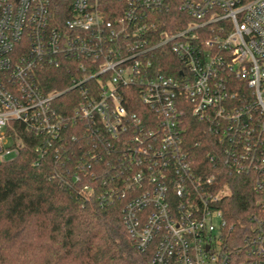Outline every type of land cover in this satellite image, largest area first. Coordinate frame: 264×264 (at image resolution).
<instances>
[{"label": "built area", "instance_id": "2783aa9c", "mask_svg": "<svg viewBox=\"0 0 264 264\" xmlns=\"http://www.w3.org/2000/svg\"><path fill=\"white\" fill-rule=\"evenodd\" d=\"M121 2L109 15L101 0H0V162L20 152L12 122L54 139L82 122L109 156L100 204L123 197L124 225L152 264H264V0H182L188 23L172 33L159 29L168 0ZM165 47L176 76L154 64ZM68 60L81 76L44 92L38 71ZM60 95L75 102L72 115L57 112ZM135 98L146 110L129 108ZM188 114L214 137L212 168L194 165ZM221 162L254 174L258 195L236 249L218 207L228 192L210 170Z\"/></svg>", "mask_w": 264, "mask_h": 264}, {"label": "trees", "instance_id": "16d2710c", "mask_svg": "<svg viewBox=\"0 0 264 264\" xmlns=\"http://www.w3.org/2000/svg\"><path fill=\"white\" fill-rule=\"evenodd\" d=\"M168 1L169 10L161 15L159 29L172 33L185 27L188 19L179 21L183 16L179 9L182 0ZM101 4L107 14L113 15L123 3L101 0ZM77 62L68 60L40 69L37 77L44 92L69 87L74 77L81 76ZM178 62L166 47L154 58L155 66L166 67L173 76ZM54 105L64 116L72 115L75 108L67 95H60ZM129 108L146 110L138 98ZM186 120V140L194 165L212 168L207 153L214 137L198 118L188 114ZM12 126L22 138V145L15 158L0 162V264H152L153 252L140 251L124 225L123 197L110 205L100 204L98 196L106 189L103 174L109 176L100 169L109 156L85 124L62 127L56 139L37 136L17 122ZM95 153L102 154L101 162L93 158ZM88 164L94 176L85 173ZM218 167L219 174L210 169L217 175V188L228 192L218 207L233 226L227 232V242L236 249L243 242L244 227L258 199L254 174H229L222 162ZM86 183L93 187L90 193L81 190Z\"/></svg>", "mask_w": 264, "mask_h": 264}, {"label": "rangeland", "instance_id": "374dc122", "mask_svg": "<svg viewBox=\"0 0 264 264\" xmlns=\"http://www.w3.org/2000/svg\"><path fill=\"white\" fill-rule=\"evenodd\" d=\"M216 222V221H215Z\"/></svg>", "mask_w": 264, "mask_h": 264}]
</instances>
